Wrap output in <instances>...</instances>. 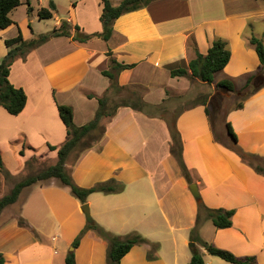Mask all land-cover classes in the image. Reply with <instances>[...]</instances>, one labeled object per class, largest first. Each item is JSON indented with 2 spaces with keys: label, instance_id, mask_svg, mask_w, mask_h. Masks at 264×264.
<instances>
[{
  "label": "crops",
  "instance_id": "1",
  "mask_svg": "<svg viewBox=\"0 0 264 264\" xmlns=\"http://www.w3.org/2000/svg\"><path fill=\"white\" fill-rule=\"evenodd\" d=\"M22 1L24 4L26 0ZM17 8L10 13L15 23L0 28L2 58L8 52L5 40L15 37L19 30L26 39L41 34H35L33 29L32 34L25 32V23L33 21L34 13L29 20L18 22L13 17ZM102 12V0H77L68 20L74 23L75 19L87 33L102 32ZM61 21L57 20L55 26ZM252 37L264 44L263 0H153L117 18L109 40L51 38L11 66L9 79L25 90L27 104L17 115L0 106V154L6 168L17 176L36 151L55 160L54 164L58 161V150L49 148L50 144L61 146L67 139L58 104L73 107L78 126L92 120L99 108L98 97L111 85L103 71L110 68L112 57L122 63H135V67L119 73V84L125 88L145 85L144 99L159 105L167 97V90L186 79L172 76L171 69L188 67L196 51L207 53L217 38L227 42L231 58L224 69L215 73L212 84L227 81L234 89H228L232 93L245 91L249 78L264 72ZM143 67L157 79V92L150 83L134 77ZM204 103L185 108L176 121L192 182L171 152L172 136L166 120L132 106H120L105 121L101 139L80 152L74 161L67 159L66 166L80 186L90 187L110 179L125 185L120 192L89 195L87 203L95 222L112 233L127 235L136 231L159 243L157 258H148L150 244H137L121 259V264H189L190 232L196 222L199 199L209 207L235 210L231 227L218 228L212 220H206L200 229L203 239L239 257L255 256L258 264H264V174L219 138L206 110L209 102ZM239 104L229 110L226 123L232 124L238 144L245 151L264 157V86ZM193 182L199 186V199L189 188ZM36 184L39 185L35 189ZM36 184L26 187V215L31 219L28 211L32 205L40 207L44 215L60 214L56 223L66 232V244L73 243L87 224L82 202L57 178ZM7 219L0 225L5 233ZM51 239L57 237L52 235ZM108 246L105 238L89 230L73 249L76 264H108ZM0 252L4 264H66L69 253L61 254L65 251L32 242L19 230L12 243L0 238ZM204 258L206 264H235L205 249Z\"/></svg>",
  "mask_w": 264,
  "mask_h": 264
},
{
  "label": "trees",
  "instance_id": "2",
  "mask_svg": "<svg viewBox=\"0 0 264 264\" xmlns=\"http://www.w3.org/2000/svg\"><path fill=\"white\" fill-rule=\"evenodd\" d=\"M102 1V32L87 33L80 27V25H74L69 20H62L60 24L53 29L35 35L29 39H26L21 30H19V33L15 37L5 40L8 52L0 63V106L4 107L9 113L17 115L23 111L27 104V94L25 90L22 87L15 86L9 79L11 66L16 59L25 58L31 50L57 36L72 37L74 40L80 42H87L94 37H101L104 40H109L113 33L114 22L117 18L126 12L144 7L153 0H122L117 5L113 4L111 0ZM25 3L28 4V10L31 11L32 6L30 0H26ZM21 4H23L22 0H0L1 29L7 28L15 23L11 18L10 13ZM56 9L57 6L55 2L51 1L49 7L40 8L39 16L40 18H51ZM251 41L256 46L261 64L264 68V44L262 40L257 37H252ZM107 54L111 56L112 52L108 51ZM230 58L231 51L227 46V42L221 38H217L213 41L207 53L196 51V57L189 62L188 67H176L171 69L170 73L172 76L190 75L191 77L199 78L204 82L212 83L214 81L215 73L224 69L229 63ZM133 67H135V63H122L114 57L111 58L110 68L103 71V74L111 79V85L102 96L98 97L99 108L97 109L94 118L83 125L78 126L75 124L74 110L71 105L58 104L59 114L67 127V139L65 142L61 146L49 145L51 150H58V161L55 164H52L37 173L29 174L25 178L16 182L11 191L0 198V215L6 207L15 204L19 200L21 193L26 187L53 177L59 179L61 183L69 186L72 194L82 203H87L89 195L93 192L114 193L120 192L124 189V183L119 182L116 179L101 181L90 187L80 186L74 181L66 166V162L73 151L79 149L80 153L85 149L92 147L101 139L106 129L105 121L112 118L120 106H132L134 109L148 114H150L147 111L148 107H160V105L148 103L144 97L136 91L132 92V97L136 100L133 103L124 99L121 103H117L114 106L111 105L112 95H110V92L112 90L119 92L126 89L119 84V73L122 70ZM219 85L226 87L229 90H234L232 85L227 81L220 82ZM262 86H264V72H259V74L251 76L245 86V97L249 96ZM251 87L252 89L249 90ZM89 96L93 97L95 95L89 94ZM204 104L207 103L205 102ZM239 106H242V103H240ZM206 110L207 113L211 115L210 108L207 107ZM181 112H179L173 119L163 115L157 116L165 119L168 123L172 136L171 152L176 157L185 177L189 182H192L190 170L183 159V144L176 122L177 116ZM226 130L230 138V143H227L228 146L235 150L245 162L254 167L257 172L264 174V157L249 153L238 144L237 134L229 121L226 123ZM25 148L26 143H24L23 149L20 151L22 155L25 153ZM33 159L34 157L28 159L26 163L28 165L32 164ZM0 171H4L6 174L11 175L2 160L1 154ZM198 203L199 207L196 222L190 232L192 256L189 264H206L204 249L213 255L219 256L226 261L235 264H258L255 256L239 257L232 251L220 248L203 239L200 234V229L206 220H212L214 225L218 228L231 227L233 225L235 210L223 207H209L201 199L198 200ZM89 230L96 231L109 242L107 253L108 264H121V259L137 244H150L151 250L148 252V258H157L156 251L159 249L158 242H152L136 231L127 235L114 234L95 222L91 216L88 217L87 224L73 241V249L79 246L83 235ZM73 249L66 256V264H76V256ZM4 263L5 258L0 252V264Z\"/></svg>",
  "mask_w": 264,
  "mask_h": 264
},
{
  "label": "rangeland",
  "instance_id": "3",
  "mask_svg": "<svg viewBox=\"0 0 264 264\" xmlns=\"http://www.w3.org/2000/svg\"><path fill=\"white\" fill-rule=\"evenodd\" d=\"M51 1H54L57 6V9L54 10L53 17L40 18V8L49 7ZM76 1L77 0H30V4L33 9L29 11L28 4L24 3L19 6L17 10L14 11L13 17L18 22H21L24 19L29 20L30 14L34 13L31 17L33 18V21H28L27 23H25V32L27 34H32V29L34 30L35 34L46 32L55 27L57 20H68L69 17L73 16L74 4H76ZM112 1L115 4H118L122 0ZM72 24H77V21H75L74 19V23L72 22ZM1 58L2 57H0V63L3 59ZM134 77L141 82L150 83L155 92L159 90L157 79L152 77L145 67L141 68V70L138 71ZM251 89L252 87L249 90ZM134 91L144 96L146 86H126L125 90L119 92L112 90L110 92V95H112L111 105L114 106L117 103H121L124 99L133 103L134 101H136L135 98L132 97V92ZM245 94V91L242 93H232L228 89L226 90V88L222 90L221 85H213L212 83H207L200 80L199 78H194L190 75H187L186 79H184L182 82L176 83V86L172 90H167V97L164 99L163 102H161V104H159L160 107H148L147 111L153 115H163L173 119L179 112H181L185 108H188L189 106H192L193 104H196L197 102H209V108L211 111V117L214 120L216 134L219 136V138H221V140H224V142L230 143V138L226 134L227 114L231 108L237 106L239 102L245 100ZM149 98L153 99V97ZM78 154L79 149L73 151L71 156L69 157V161H74L77 158ZM33 157L34 159L32 160V164L28 165L26 163L23 172L19 173L17 176L9 175L6 174L4 171H0V198L5 194L9 193L15 183L19 180L25 178L29 174L37 173L40 170L54 164L55 162V160H53L49 156H41V153L38 151H36ZM192 175L193 174H191V178H193ZM43 182L44 181H41V183ZM38 185L39 184L33 186L36 189ZM62 186L63 188L68 189L69 193L74 197L69 186L63 183ZM27 190V188L24 189L17 203L6 207V209L4 210L5 214L3 213V216L0 218V225L8 218L4 225V229H7L8 232L5 233L0 230L1 240H4L6 243H12L19 230L20 233L25 234L28 239H32V242L38 241L40 244L43 245H52L58 248L61 252L65 251L61 254H67L73 248V243L69 245L66 244V232L63 228L59 226V224L56 223L57 218L60 219L58 217L60 214H57L56 216H51L49 214L44 215L40 207L32 205L30 206L28 211L31 214V219H29L26 215L25 207L23 208L25 204V201H23L24 196L26 199L28 196ZM20 203H23L21 208H19ZM85 204L88 203H82L81 206ZM83 216L87 218L88 222V215L85 213V211L83 212ZM33 222L37 223L38 225H35ZM52 235H55L57 239L52 240Z\"/></svg>",
  "mask_w": 264,
  "mask_h": 264
},
{
  "label": "water",
  "instance_id": "4",
  "mask_svg": "<svg viewBox=\"0 0 264 264\" xmlns=\"http://www.w3.org/2000/svg\"><path fill=\"white\" fill-rule=\"evenodd\" d=\"M189 188H190L191 192L193 193V195L195 196V198L199 199L201 197L199 186L197 185V183H195V182L191 183ZM82 209L85 211V213L89 217L90 216L89 205L88 204L83 205Z\"/></svg>",
  "mask_w": 264,
  "mask_h": 264
}]
</instances>
